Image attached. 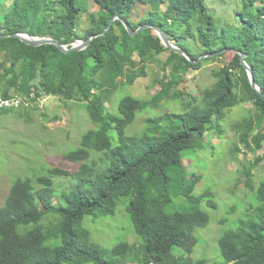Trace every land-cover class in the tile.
<instances>
[{
    "label": "trees",
    "instance_id": "1",
    "mask_svg": "<svg viewBox=\"0 0 264 264\" xmlns=\"http://www.w3.org/2000/svg\"><path fill=\"white\" fill-rule=\"evenodd\" d=\"M83 1L0 0V34L51 37L69 47L105 32L113 17H121L79 52L65 53L55 45L34 47L18 38L0 40V55L5 53L0 61L2 98L34 93L31 103H38L43 96L76 99L87 104L91 119L98 125L96 131L83 135L78 149L65 154V160L78 167H55L33 181L26 178L13 183L0 207V264L135 262L130 243L102 249L83 229L86 218L112 213L119 196L130 200L127 210L134 234L142 241L143 264H209L206 260L194 262L191 254L199 242L195 230L210 222L200 202L205 198L215 206L213 194L194 195L201 176L188 183L184 158L191 151L205 149L208 132H223L226 110L249 98L256 115L250 114L233 129L245 148H263L264 100L252 88L238 51L246 54L264 92V0H240L239 24L234 27L221 26L210 13L208 3L213 0H87L99 11L89 13L88 25L81 30ZM122 19L135 31L146 24L160 27L193 61L166 48L153 29L131 36ZM237 30L241 32L239 44L234 40ZM37 49L38 63L33 68L31 58ZM224 49L235 52L233 60L213 73L214 84L186 104L183 112L150 119L148 132L126 135L139 112L165 100L181 99V81L219 57L200 61L202 56ZM161 54L168 56L163 63L166 72L157 81L160 89L156 98L147 101L126 96L117 114H105V104L121 81L125 78V85L136 84L146 75L148 61ZM11 111L13 108L0 109L1 113ZM54 177L70 182L59 196L55 195ZM176 198H184L189 207L168 212ZM257 201V205H250L253 215L240 219L219 238L223 261L216 264H264V182ZM49 215L55 220L43 227L41 222ZM175 248L184 254L176 256Z\"/></svg>",
    "mask_w": 264,
    "mask_h": 264
},
{
    "label": "rangeland",
    "instance_id": "2",
    "mask_svg": "<svg viewBox=\"0 0 264 264\" xmlns=\"http://www.w3.org/2000/svg\"><path fill=\"white\" fill-rule=\"evenodd\" d=\"M11 2H7L9 6ZM81 15V30L88 25L89 13L99 11V7L84 0ZM260 4V3H259ZM209 11L219 24H239L237 13L241 8L240 0L211 1ZM240 31H234V40L239 44ZM175 38L173 39V42ZM40 47V46H37ZM40 49L35 50L32 60L33 68L38 63ZM5 53L0 55L4 60ZM235 52L228 51L219 55L218 59L207 62L199 71L192 72L181 81L178 89L184 94L177 101L165 100L159 106H150L139 112L135 122L126 129V135L141 134L149 131L150 119L162 117L166 113H181L186 104L193 98H198L201 92L214 84L213 73L222 65L230 63ZM167 54L153 56L147 63L146 75L140 77L136 84L125 85V78L105 104V114L118 113L121 100L126 96L153 101L160 87L157 81L162 79L165 70L163 63ZM217 57V56H216ZM138 60L139 57L135 55ZM14 93V91H12ZM2 97V96H0ZM250 99V98H249ZM226 110V117L221 122L223 132L213 130L205 135L208 145L205 149L191 151L184 158L187 171V181L190 183L195 176H201L194 195L213 194L215 206H211L203 198L201 209L208 213V226L197 228L195 236L198 244L191 258L194 262L206 260L209 264L223 261L218 240L223 233L237 226L240 219L253 215L250 205H257V194L264 182V144L263 148L247 149L240 143L239 134L233 126L244 118L256 115L254 102L249 100ZM98 125L91 119L88 106L79 100L66 101L60 97L40 98L38 103L21 105L10 113L0 112V207L9 194L11 186L18 179L30 178L32 181L40 174H47L51 168L74 169L78 164L65 160V154L75 151L81 146L83 135L96 131ZM117 142L118 136L113 132ZM238 150V151H237ZM94 154L93 157H97ZM251 174L248 176V171ZM56 191L61 192L70 185L63 177H54ZM57 200V199H56ZM129 198L119 196L112 205V213L101 214L97 218L88 217L83 223V229L90 233L91 239L102 249H112L119 243L128 242L132 247L134 261L129 264H143L142 241L134 234L133 224L128 213ZM189 207L184 198H176L168 207V212L184 210ZM235 208V209H234ZM55 220V216H46L41 224L47 227ZM174 254L180 256L184 251L174 249Z\"/></svg>",
    "mask_w": 264,
    "mask_h": 264
},
{
    "label": "water",
    "instance_id": "3",
    "mask_svg": "<svg viewBox=\"0 0 264 264\" xmlns=\"http://www.w3.org/2000/svg\"><path fill=\"white\" fill-rule=\"evenodd\" d=\"M117 19H121V17L119 15L113 17L111 22H110L109 28L105 32H102L101 34L92 36L88 40H78L75 43H73L71 47H69L68 45L61 44V42L58 39H54L51 37H34V36L29 35L28 33H20V32L0 34V40L6 39V38H18L22 42H24L30 46H34V47L43 46V45H55L61 51L65 52V53L79 52V51L85 50L90 45V43L92 42L93 39L97 38L100 35H104L108 30H110V28L113 26L114 22ZM122 20H123L122 22L124 23L125 27L129 31L131 36H135L140 31H144L146 29H153L157 33V35L160 37L162 43L164 44V46L166 48L173 50V51H175L181 55H184L187 57V59L193 61L191 59V57L187 54V52L184 49L179 48L174 42H172L169 39V37L166 35V33L161 30L160 27H158L156 25H152V24H146V25L140 27L137 31H135L128 22H126L124 19H122ZM228 51H233V50L224 49V50L216 52V53L204 55L200 58V61L204 60L205 58H208V57H216L217 55H222L223 53L228 52ZM238 52L240 54L241 64L245 67V69L248 72L252 88L254 90H256L261 95L262 99L264 100V92L261 91L260 86L257 84V82L254 78L253 69L251 68V66L246 61V54L241 52V51H238Z\"/></svg>",
    "mask_w": 264,
    "mask_h": 264
},
{
    "label": "built area",
    "instance_id": "4",
    "mask_svg": "<svg viewBox=\"0 0 264 264\" xmlns=\"http://www.w3.org/2000/svg\"><path fill=\"white\" fill-rule=\"evenodd\" d=\"M35 94L32 93L30 97L23 96L20 94H12L11 97L9 98H2L0 97V109H5V108H13V109H18L21 107V105L25 104L28 105L32 102V98H34ZM40 102V100H39Z\"/></svg>",
    "mask_w": 264,
    "mask_h": 264
}]
</instances>
